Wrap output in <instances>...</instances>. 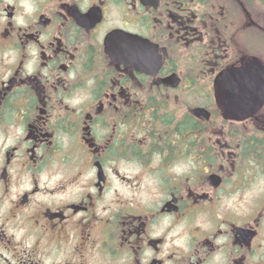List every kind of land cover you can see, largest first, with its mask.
Returning <instances> with one entry per match:
<instances>
[{
  "label": "flooded vegetation",
  "instance_id": "1",
  "mask_svg": "<svg viewBox=\"0 0 264 264\" xmlns=\"http://www.w3.org/2000/svg\"><path fill=\"white\" fill-rule=\"evenodd\" d=\"M0 264H264V0H0Z\"/></svg>",
  "mask_w": 264,
  "mask_h": 264
},
{
  "label": "water",
  "instance_id": "2",
  "mask_svg": "<svg viewBox=\"0 0 264 264\" xmlns=\"http://www.w3.org/2000/svg\"><path fill=\"white\" fill-rule=\"evenodd\" d=\"M231 75H233V72L231 73ZM234 79H235V77H234ZM220 83H221V78L217 82V90L221 91L220 94L218 95V100H219L220 105L224 108V113H225L226 118H231L234 120H240V115H246V114L234 111L232 108L233 104L226 103L228 96L224 95V93L222 92L223 88H222Z\"/></svg>",
  "mask_w": 264,
  "mask_h": 264
}]
</instances>
